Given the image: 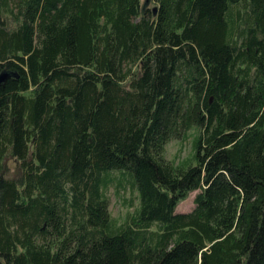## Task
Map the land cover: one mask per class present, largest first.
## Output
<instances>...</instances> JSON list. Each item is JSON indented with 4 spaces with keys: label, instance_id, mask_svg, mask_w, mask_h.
Returning <instances> with one entry per match:
<instances>
[{
    "label": "trees",
    "instance_id": "trees-1",
    "mask_svg": "<svg viewBox=\"0 0 264 264\" xmlns=\"http://www.w3.org/2000/svg\"><path fill=\"white\" fill-rule=\"evenodd\" d=\"M143 1L0 0L1 263L264 264V0Z\"/></svg>",
    "mask_w": 264,
    "mask_h": 264
},
{
    "label": "rangeland",
    "instance_id": "rangeland-1",
    "mask_svg": "<svg viewBox=\"0 0 264 264\" xmlns=\"http://www.w3.org/2000/svg\"><path fill=\"white\" fill-rule=\"evenodd\" d=\"M146 3L147 6L152 8L154 7L152 3L148 2V0L146 1ZM194 133V131H190L187 134L186 138L180 137L169 140L165 145V156L168 159H175L176 163L190 156L193 152ZM6 161L11 176L16 174V160L13 158H9ZM197 193L198 190L193 191L186 199L180 202L177 206V211H190L194 207V198ZM108 195L110 200V211L112 215L119 220V222H123L126 219L128 213H132L138 204L137 191L130 187V185L127 183L125 184V186H120L118 188L115 186H111L108 191Z\"/></svg>",
    "mask_w": 264,
    "mask_h": 264
},
{
    "label": "water",
    "instance_id": "water-1",
    "mask_svg": "<svg viewBox=\"0 0 264 264\" xmlns=\"http://www.w3.org/2000/svg\"><path fill=\"white\" fill-rule=\"evenodd\" d=\"M154 11L156 12V8H154ZM6 77H7V73L5 72L0 73V82L4 81ZM0 264H4V263L0 262Z\"/></svg>",
    "mask_w": 264,
    "mask_h": 264
}]
</instances>
